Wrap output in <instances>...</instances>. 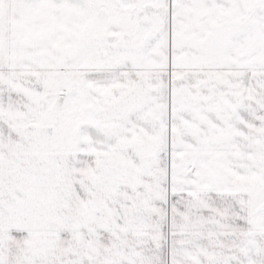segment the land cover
<instances>
[{
    "label": "snow or ice",
    "instance_id": "snow-or-ice-1",
    "mask_svg": "<svg viewBox=\"0 0 264 264\" xmlns=\"http://www.w3.org/2000/svg\"><path fill=\"white\" fill-rule=\"evenodd\" d=\"M0 264H264V0H0Z\"/></svg>",
    "mask_w": 264,
    "mask_h": 264
}]
</instances>
